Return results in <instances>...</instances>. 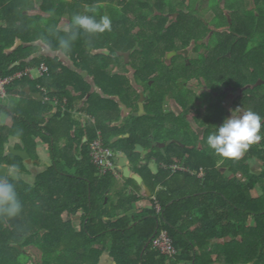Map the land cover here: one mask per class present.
Segmentation results:
<instances>
[{"label":"trees","instance_id":"1","mask_svg":"<svg viewBox=\"0 0 264 264\" xmlns=\"http://www.w3.org/2000/svg\"><path fill=\"white\" fill-rule=\"evenodd\" d=\"M49 4L50 19L44 31H37V36L41 37L43 42H46L55 50H62L59 47V39L67 37L75 29L73 28V17L76 14L94 15L96 19L102 16H108L111 19V30L103 33L89 35L82 30L77 36V39L72 41L71 51L67 54L71 55L77 63L86 65L89 57V47L98 49H109L111 54H98L97 60H93L89 64L92 68V75L97 79L99 86L105 91L111 86L107 81V74H104L107 68L111 65L118 64V51H131L136 45L144 46L145 43H156V40L167 43L165 38L172 29H177L178 33H187L192 30L190 24H184L181 19L184 17L180 13L178 19L169 27H166L168 18L160 24H156L150 20L149 16L156 13L152 9L149 1L145 0H47ZM258 11L260 12V24L264 26V0H256ZM10 5L9 7H11ZM0 8L2 4L0 3ZM144 9H148L146 14V22L151 26V33H143V21L140 16L144 15ZM90 9H94L91 11ZM143 13V15H142ZM65 19V20H64ZM63 21L67 22L69 28L64 31L60 28ZM264 32V30H263ZM11 29L5 30L0 27V76L7 77L18 72H23L28 67H40L42 63L49 68V73L45 79L39 80L38 84L41 87H47L50 95L58 94L62 96L64 90H68L67 96L70 94L68 87L80 86L79 82L84 79L79 73L71 72L61 62L59 58L34 56L31 54L37 51L35 46L25 47L20 45L14 52L8 54L5 52L11 45L14 44V39L18 34H14ZM258 49L264 52V33L259 40ZM15 53V54H14ZM79 55V56H78ZM80 57L84 61L80 62ZM260 59V58H259ZM19 62L18 64H16ZM68 76L76 77L74 80L67 81L66 84L60 85L59 80ZM106 76V77H105ZM44 78V77H42ZM28 77L16 80L13 82V87H17L20 83L31 82ZM117 80V79H116ZM78 85V86H77ZM61 86V87H60ZM80 87H78L79 89ZM57 89V93L55 92ZM123 91L126 89L120 88ZM83 94L77 102L84 100L89 94L88 88H82ZM115 95L122 97L123 92L115 89ZM161 97H153L151 99L152 108L154 109L155 102ZM94 99H91L93 101ZM124 100V99H122ZM74 100L68 97L69 106H73ZM150 104V109L151 108ZM2 107L0 106V110ZM152 110V111H153ZM2 111V110H1ZM61 113L57 114L54 120L59 125V128L66 129L67 132L62 137L70 141V146L73 148L75 141L73 140L70 131L75 127L76 123L71 120L70 115L63 117ZM13 135H17L25 141L27 148L35 145L32 136H41L51 140V135L56 136L53 146L55 158V166L51 167L45 173L36 178L34 185L25 182L21 177L15 180L12 176L8 177V181L16 187L18 197L22 203L21 213L12 219H0V264H28L31 259L34 264L36 260L30 257L26 247L33 245L39 248L43 253L42 264H99L102 254L109 251L111 257L114 258L117 264H213L211 252L204 249L202 242L194 241L189 236L183 235L178 224L184 220L186 210L182 208V201L178 200V196L169 194L167 191L158 193V198L162 206V213L150 211L144 216L139 214L132 215V221L127 216H117L119 210L125 213L131 209V203L136 198H122V207L116 208L113 212L109 211L108 204L105 203L107 193L112 190L115 184V177L112 174L99 176L98 169L92 164L89 148V165H84L80 162L78 156L67 149H60L58 143L60 138L58 133H42L54 130V123L42 126L35 121H27L26 117L14 116ZM26 121V122H25ZM105 124H101L103 129ZM20 133H16L17 131ZM28 132V133H27ZM104 137V143L111 146L110 138L117 134L116 131H110ZM132 135L125 139L127 147H123L121 141L116 143L118 149L131 151L135 148L137 133L131 131ZM145 133H142L144 135ZM95 135L93 137L96 138ZM9 140V134L0 133V162H9L8 156H4V146ZM264 145V143H263ZM71 150V149H70ZM252 155L259 156L264 163V150L252 148ZM199 155V160L196 164H192L190 160H184V166L192 170H199L205 167L207 170L203 180L194 182V191L201 193L202 190L217 191L221 184L228 185L225 188V198L230 205L240 209L243 212V222H241V230H243L244 243L241 245L240 258L235 261L236 264H264V196L260 199L252 198L251 192L258 184H262L264 188V173L260 176L251 174L247 168H243L244 177L248 178V182H240L236 184L234 190L240 191L239 198H232L227 195V191L231 190V180H227L221 172L215 169L217 158L211 156L209 159ZM12 156V155H9ZM138 156V155H137ZM181 157L185 154L181 153ZM158 163L163 165H171L168 163L164 155L154 154ZM169 158V156H167ZM221 158V157H220ZM246 158V159H247ZM245 159V160H246ZM63 163H68L71 167L77 169L76 175H67L63 171ZM89 168H86L88 167ZM93 171V174L91 171ZM142 170L150 174L149 179L151 188L154 194H157L158 187L163 183L164 187L168 188L169 181L166 176L170 171L165 172L166 176L161 174L154 175L149 169V166H143ZM20 175L28 173L23 166L17 168ZM162 172V171H161ZM164 173V172H163ZM236 173V172H235ZM187 177L185 176V180ZM199 191V192H198ZM222 191V190H220ZM185 195H182L180 200H184ZM129 206V207H128ZM113 212V213H111ZM83 213L82 228L78 230L75 226L74 216ZM191 214V211L189 212ZM255 216L258 222L259 229L255 232L248 228L249 217ZM108 218V221H105ZM135 226L131 227L132 224ZM161 230L168 232L173 240V244L178 250V254L173 258L162 255L154 246L153 242L149 247L146 244L152 240ZM146 247V248H145ZM145 248V249H144ZM198 248V249H196ZM237 252L239 250L237 249ZM233 263V260H230Z\"/></svg>","mask_w":264,"mask_h":264},{"label":"crops","instance_id":"2","mask_svg":"<svg viewBox=\"0 0 264 264\" xmlns=\"http://www.w3.org/2000/svg\"><path fill=\"white\" fill-rule=\"evenodd\" d=\"M47 2V0H0L2 4V8H0V27L4 30L9 28L15 32L9 37L10 40L13 35L18 34V37L14 39V44L6 49L5 52L10 54L20 45L25 47L35 46L38 49L31 54V59L38 55L59 58L68 70L79 73L84 81L79 82L80 86L77 85L80 87L79 89L78 87L70 85L68 87L70 91L68 96L66 94L68 90H64L62 96H60L59 93L50 95L47 87H41L38 84V81L45 79L47 74L44 78L41 77L39 65L34 68H26V70H31L32 77L28 78L31 82L20 83L17 87H13V84H10L6 89L7 95L5 97L0 96V106L2 107V111L0 110V133L9 134V140L5 143L3 153L4 156H8L9 162H0V164L8 165L10 171H12L13 174H17V179L21 177L25 182H28L25 180L26 178L30 175L33 176L35 171H39L35 177L36 182V178L39 175L45 173L56 164L53 153L54 148L51 146V143L55 142L56 136L51 135V140L49 141L41 136H32L31 138L34 140L35 145L27 148L22 138L11 134L15 133L13 132L14 116L20 115L26 117L27 121H35L42 126L49 125L53 122L54 130L42 133H48L47 135L58 133L57 137L60 138V142L58 143L59 148L63 150L67 149L77 155L79 154L78 158L84 165H89L90 163L88 154L90 142L95 139H93V137L95 135L97 137L101 136L104 140L105 135L110 134L109 132L114 130L118 133L109 140L111 144L110 147L117 153L116 164L119 176L115 177L113 175L115 177V184L112 190L107 193L105 199L109 211L113 210L114 212L116 208H121L123 204L121 202L122 198L127 199L128 202L130 199L136 198V200L131 203V209L129 211L125 213L119 210L117 212V216L121 217L125 215L132 221V215L134 214L144 216L150 211H157L155 198L159 200L158 193L167 191L168 189L169 194L172 193L178 196V200L182 201L180 212L183 209L186 210L184 220L182 223L180 222L178 224L183 235L186 237L189 236L196 242H202L204 249L212 251L211 257L213 259V264H232L230 260H233V263L236 264L235 261L240 258L241 245H243L245 240L243 237V230H241L243 212L235 208L234 205H230L228 203L229 200L225 198V188L229 186L222 183L217 191L210 189L209 191L202 190L201 193L194 191V182L203 180L207 169L201 167L199 170H192L187 166H181L179 170L173 171L171 167L174 164L172 160L174 152L169 146L163 148L165 139H162L160 133H145L144 135H142V133H137L136 137L138 142L131 151H125L124 149H118L116 147V143L119 141L122 142L123 147H127L124 140L132 135V133L127 132L130 130L133 131V128L137 125L140 127L143 124L140 122L142 119L138 120L137 114L135 113L138 112L139 109L141 110L140 116H143L145 114L143 109L144 104L139 106L137 99L126 101L122 100L120 95H115L117 94L115 89L124 92L120 88L127 89L130 86V83L126 79V72H124L120 64L117 65L116 69H113V65H111V67L103 71L104 74L108 75L106 79L110 83L109 85H111L108 91L105 92L97 83V79L94 75H92L93 67L89 65L93 63V60H97V56L95 55V53H97L96 51L93 52L89 49V57H91L88 58V63L83 65V57H80V62L82 64L77 63L71 55L63 50L51 48L49 44L43 42L41 37L37 36V31H44L49 23L50 12L48 10L50 9V3ZM10 5L12 6L9 7ZM67 27L66 21H63L60 25V28L64 31L67 30ZM1 46L0 43V48ZM18 63L19 62L16 64ZM36 70L38 74H34ZM68 75L70 74H67L64 79L59 80L61 86L66 84L69 80H73V84L75 85L76 81L74 79L76 77L72 78V75ZM82 88H88L89 94L84 100L77 102L83 94ZM43 89L45 91H43ZM55 92L57 93V89H55ZM133 92L138 96L139 89L137 91L133 90ZM68 97L76 100L71 107L68 103ZM91 99L94 100L91 101ZM132 112H134V115H131ZM59 113L62 115L59 120L70 115L71 120L76 123L75 127L70 131L75 141L73 148L70 146L71 142L68 141L67 138L62 137L65 133L69 132H67L66 129L59 128V125L56 124L57 122L54 120L55 116ZM101 124H105L103 129L100 128ZM16 133H20V131L18 130ZM169 136V133H167V138ZM157 141L158 143L161 142V144H159L161 148H154L152 146V143H156ZM10 148H13V150H24L30 153V158L23 159L12 152ZM156 153L164 155L171 165L160 164L157 160L160 167L159 170L153 172L149 162L150 160L156 162V160L153 159V155ZM250 153H252L251 150L246 151L241 158L236 160L219 159V156L216 155L218 160H216L215 169L221 172L227 180H231V185L233 186L231 190L227 191L229 197L232 196V198H235L236 196V198H239L240 196V191L234 190L235 180L237 181L236 184L248 182V178L244 177L243 168H247L251 174L256 176H260L264 173V163L260 157L252 155L247 158ZM184 154L186 155V153ZM121 156L125 157V163L129 169L127 172H124L125 169L121 167ZM167 156H169V158ZM62 165L65 174L72 176L76 175L77 169L75 167H71L68 163H63ZM19 166H23L28 170V173L20 175V173L17 172ZM89 166L86 168H89ZM143 166H149V169L155 176L161 174L163 177L166 176L165 172L170 171V174L162 181L165 182L168 180L169 187L166 188L163 183H161L158 187L157 194H154L151 188V182L148 180L150 174L142 170ZM91 173L93 174V171H91ZM185 176L187 180L184 179ZM194 179L197 180L194 181ZM182 195H185L184 200H180ZM251 195L254 199H260L264 196V188L261 183L256 186L251 192ZM190 211L191 214L189 213ZM80 215L83 218V213H79L74 216V219ZM108 220V218H105V221ZM135 225L136 223L132 224L131 227ZM75 226L78 230H81L82 223L80 228L77 227L76 222ZM248 228L255 232L259 229L257 219L253 215L249 217ZM237 249L239 252H237ZM99 264L117 263L114 258L111 257L110 252L105 251L102 254ZM250 264H255V262Z\"/></svg>","mask_w":264,"mask_h":264},{"label":"flooded vegetation","instance_id":"3","mask_svg":"<svg viewBox=\"0 0 264 264\" xmlns=\"http://www.w3.org/2000/svg\"><path fill=\"white\" fill-rule=\"evenodd\" d=\"M214 1L208 8L205 0H175L164 16L154 13L149 19L160 24L167 17L169 27L183 13L181 21L190 24L192 30L178 33L172 29L164 37V44L158 39L156 43L136 45L131 51L116 50L118 64L130 83L122 99L133 100V90L139 89L136 99L139 106L144 104L145 114L140 116L139 109L135 113L143 124L133 131L160 133L165 139L163 148L169 146L174 152L171 168H181L187 159L196 164L200 154L216 158L207 137L237 108V115L248 110L259 114L264 135V52L258 49L264 26H259L256 0L233 4ZM89 49L96 51L97 57L111 54L109 49ZM161 95L163 100L155 102L154 111L151 99ZM159 143L152 146L161 148ZM263 143L261 139L247 151L258 147L264 150ZM153 159L157 162L156 157Z\"/></svg>","mask_w":264,"mask_h":264},{"label":"clouds","instance_id":"4","mask_svg":"<svg viewBox=\"0 0 264 264\" xmlns=\"http://www.w3.org/2000/svg\"><path fill=\"white\" fill-rule=\"evenodd\" d=\"M72 24L75 30L59 39V47L66 53L71 51L72 41L77 39L81 30L89 35L111 30V19L108 16L96 19L94 15L76 14ZM238 111L239 108L233 110L222 125L207 137L208 147L222 159H239L251 145L264 139L261 134L262 117L252 110L235 114ZM21 211L22 203L15 185L6 177H0V219L15 218Z\"/></svg>","mask_w":264,"mask_h":264},{"label":"built area","instance_id":"5","mask_svg":"<svg viewBox=\"0 0 264 264\" xmlns=\"http://www.w3.org/2000/svg\"><path fill=\"white\" fill-rule=\"evenodd\" d=\"M41 77H44L49 72V68L46 64H41L39 67ZM24 77L31 78V70L27 69L23 72H18L14 75L3 77L0 76V96L5 97L7 95V87L15 82L16 80L23 79ZM43 91H45L43 89ZM90 156L92 164L99 170L101 176L112 174L115 177L119 176L118 167L116 164V151L110 146L105 145L104 140L101 136L96 137L90 142ZM180 168L173 167V171L179 170ZM156 210L158 214L162 213V207L157 198ZM153 246L166 257L173 258L178 254V250L173 244V240L169 236L168 232L161 230L158 235L153 239Z\"/></svg>","mask_w":264,"mask_h":264},{"label":"rangeland","instance_id":"6","mask_svg":"<svg viewBox=\"0 0 264 264\" xmlns=\"http://www.w3.org/2000/svg\"><path fill=\"white\" fill-rule=\"evenodd\" d=\"M145 1H149V3L152 5V9L158 14V16H164V14L165 13H167V11H170V6L171 5H174V2H175V0H145ZM206 2H209V3H206V2H204V3H206V5L207 4H209L208 5V8L210 7V5H211V3L213 4V3H215V1L214 0H205ZM234 2H238L237 0H228V3H231V4H233ZM175 7V6H174ZM143 11H144V17L143 16H140V19H141V21H143V23H145L144 25H143V33H146V32H148V33H150V34H153V33H151L152 31H151V26H149V24H148V22H146V19H148V18H146V14H148V12H149V10L148 9H144L143 8ZM185 12H187V11H185ZM177 13V12H176ZM142 15H143V13H142ZM186 15H187V13H186ZM186 15H185V17H186ZM149 20V19H148ZM184 20H186V19H184ZM168 21V20H167ZM175 21V20H174ZM198 21H196V22H194V23H197ZM174 23V22H173ZM198 24V26H199V23H197ZM201 24V23H200ZM158 25V24H157ZM200 28H203V25L201 24L200 26H199ZM69 28V26L67 27V29ZM204 29V28H203ZM200 30V29H199ZM205 30V29H204ZM207 30V29H206ZM202 33H203V31H202ZM34 74H38V71L36 70V71H34ZM133 96H135V97H133L132 99L134 100V99H136V97H137V95L136 94H133ZM160 135V134H159ZM160 144V143H159ZM150 167H151V170L153 171V172H156L157 170H159V164L157 163V162H154V160H150ZM66 171H67V169H66ZM39 171H35V173H34V175L32 176V175H30L28 178H26L25 180L26 181H28L29 182V184H31V185H33L34 183H35V177H36V174L38 173ZM82 221V217H81V215L80 216H77V217H75V222H76V225H77V227L78 228H80L81 227V222ZM26 250H28L27 252H28V254L30 255V257H34V259L36 260V264H42L43 263V253H42V251L39 249V248H37V247H35V246H33V245H28L27 247H26ZM28 264H34L33 262H32V260L31 259H29L28 260Z\"/></svg>","mask_w":264,"mask_h":264},{"label":"water","instance_id":"7","mask_svg":"<svg viewBox=\"0 0 264 264\" xmlns=\"http://www.w3.org/2000/svg\"><path fill=\"white\" fill-rule=\"evenodd\" d=\"M10 150L12 152L16 153L17 155H19L20 157H22L23 159L30 158V153H27L24 150H13V148H10ZM121 160H122L121 167L123 169H125L124 172H127L129 169H128V166L125 163V157L121 156ZM8 176H12L15 180L18 177L17 174H13V172L10 171L8 165L0 164V177H6L7 178ZM152 241H153V239L149 241V243H148V245H146V247L150 246Z\"/></svg>","mask_w":264,"mask_h":264},{"label":"bare ground","instance_id":"8","mask_svg":"<svg viewBox=\"0 0 264 264\" xmlns=\"http://www.w3.org/2000/svg\"><path fill=\"white\" fill-rule=\"evenodd\" d=\"M100 176V175H99Z\"/></svg>","mask_w":264,"mask_h":264}]
</instances>
